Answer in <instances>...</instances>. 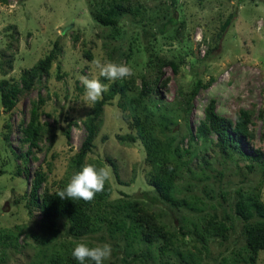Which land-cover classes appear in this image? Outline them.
<instances>
[{
  "label": "rangeland",
  "instance_id": "rangeland-1",
  "mask_svg": "<svg viewBox=\"0 0 264 264\" xmlns=\"http://www.w3.org/2000/svg\"><path fill=\"white\" fill-rule=\"evenodd\" d=\"M104 10L117 11V26H106L97 19L96 14ZM56 43L60 52L50 79L23 95L11 113H6L0 99V170L4 172L0 175V234L17 232L19 227L24 231L17 249L0 245V264H46L38 240L46 241L49 231L38 213L34 217L28 214L26 203L35 171L41 167L47 172L48 181L40 194L45 188L54 191L60 180L69 177L72 160L86 139L83 122L93 105L83 104L84 89L77 76H91L90 62L96 58L123 63L132 68L131 76L115 82L101 77V82L109 88L127 82L126 94L136 95L142 77H153L151 54L175 62L178 71L164 68L161 98L138 110L131 105L121 109L118 97L105 107L88 160L104 164L112 195L105 207L107 221L81 239L94 246L111 245V256L104 264H162L153 250L148 257L134 259L145 249L144 243L125 239L111 225L117 218V203L137 195L175 234L169 264H220L226 256L243 263V221L234 211L237 192L261 188L264 202V175L258 168L250 172L244 164L238 168L233 162H223L217 153L213 155L210 143L189 140V129L196 133L204 109L214 99L217 112L230 119L240 110L252 113L256 138L254 146L246 144V151L251 155L259 148L264 151V120L259 117L264 112V0H0V82L21 84L22 73L44 59ZM130 78L135 80L133 84ZM164 80H168L166 87ZM210 81L185 117L187 94L197 84ZM40 97L46 125L41 150H32L24 163L29 146L23 143L21 128L29 123L32 104ZM137 116L147 120L154 136L169 149V156L174 154L173 162L180 163L176 197L190 206L152 200L156 194L148 183L151 167L145 145L133 127ZM72 123L68 139L65 131ZM176 152L181 154L179 159ZM25 168L29 174L18 175ZM147 192L149 199L144 195ZM214 214L231 227L226 240L213 239L205 250L193 232L196 226L200 228L201 218ZM55 229V243L70 240L65 219ZM257 264H264V251Z\"/></svg>",
  "mask_w": 264,
  "mask_h": 264
},
{
  "label": "trees",
  "instance_id": "trees-1",
  "mask_svg": "<svg viewBox=\"0 0 264 264\" xmlns=\"http://www.w3.org/2000/svg\"><path fill=\"white\" fill-rule=\"evenodd\" d=\"M116 13L115 10H104L97 13L96 17L106 26L115 27L117 26V19L114 17ZM236 18L237 14L233 15L232 22ZM232 22L226 23L225 31L228 30ZM59 52V46L56 43L53 50L44 59L40 60L33 68L22 73L21 84H10L7 80L0 82V99L6 113H11L17 108L23 95L31 93L42 82H47L50 79V72L58 60ZM87 56L91 59L90 54H87ZM149 63V68L154 71L153 77H142L141 88L138 89L136 95L126 94L127 82L122 85L114 84L103 94L102 99L93 105L89 116L83 122L87 131L86 139L79 153L72 160V171L67 179L60 180L54 191L51 188H45L41 195L40 193L48 181L47 172L41 167L35 171L26 207L31 217H34L37 213L42 217L44 228L49 231V238L46 241L38 240L42 246L39 247L46 258V264H80L71 255L74 246L77 243L84 242L81 238L90 233H95L100 225L107 221L105 207L109 205L108 202L112 195V187L108 181L105 183L104 190L97 193L90 202L71 199L62 200L57 196V190L63 189L72 175L80 171L85 164L105 168L102 162L89 161L88 155L92 152L101 130L103 114L107 105L112 104L118 97V106L121 109H126L131 105L133 109L138 110L141 106H146V103L161 98L159 89L161 86L159 84L164 77L163 69L170 67L177 73L178 67L175 62L157 58L153 54L150 55ZM57 69L60 70V66ZM58 79H61V76L58 75ZM134 81L133 78H130L129 83L133 84ZM162 83L166 87L168 80H164ZM211 83V81L208 84L199 83L190 90L183 106L185 117H188V111L191 109L192 102L198 96L200 90L206 89ZM43 104L42 97L38 101H34L29 123L22 124L23 143L29 146V151L24 156V163L27 162L28 156L32 154V150H41L40 141L46 126L42 122ZM252 117V113L247 110H240L234 120L222 116L217 112V101L212 99L204 109V119L199 123L196 133L191 128L189 129V140L201 139L205 143H210L213 155L217 153L218 158L223 162H233L238 168L244 164L250 172L258 168L264 175V151L260 148L256 149L254 155L246 151V144L254 146L256 138L255 132L251 128L253 126ZM259 117L264 120L263 111ZM74 124L72 123L65 131V136L68 139L70 138V129ZM133 127L136 129L138 138L145 145L147 162L151 167L148 183L156 194L152 200L165 202L173 206H190L186 200L179 201L176 197L177 182L181 177L182 167L180 168L179 162H177V165L173 162V159H175L174 154L172 155L173 158L169 156V149L154 136L146 119L139 116L135 117ZM175 155L177 159L181 156L180 152H176ZM18 159H22V156H18ZM205 162L208 168L210 161ZM48 170L50 171V168ZM3 173L0 170V175ZM20 173L29 174L26 168L23 171L19 169L18 175ZM144 195L149 199V192ZM134 197L131 200H122L117 203L119 204L116 207L115 216L117 218L114 222H111V225L115 224L116 230L123 232L125 239L130 238L133 242L140 240L144 243L145 249L134 259L148 257L153 250L162 259V264H169L170 253L174 251L175 234L160 221L156 214L143 205V201L137 195ZM261 197V188H255L254 191L249 193L238 190L234 211L243 221L246 257H244L243 263H240L233 256L222 257L220 264H257L259 254L264 251V202ZM60 219L66 220L70 240L55 243L57 239L55 224ZM200 221V228L196 226L193 235L203 249L208 250L210 241L213 239L226 240L228 238L231 226L215 214L203 217ZM23 234L24 231L20 227L17 232H2L0 234V245L9 249H17ZM84 243L89 247H94L92 244ZM177 254L182 255L179 252ZM190 255L193 258V254ZM84 264H94V262L86 260Z\"/></svg>",
  "mask_w": 264,
  "mask_h": 264
},
{
  "label": "clouds",
  "instance_id": "clouds-1",
  "mask_svg": "<svg viewBox=\"0 0 264 264\" xmlns=\"http://www.w3.org/2000/svg\"><path fill=\"white\" fill-rule=\"evenodd\" d=\"M93 74L78 75L77 79L83 85L82 102L91 107L102 99L103 94L108 91L109 85L101 82V77L109 82L122 80L133 74L132 68L123 63H115L100 58L93 59L91 62ZM110 179V174L105 168H97L92 164H85L82 169L70 178V181L63 189L57 190V196L62 200H83L90 202L97 193L104 190L105 183ZM112 253L110 244L89 247L86 243H77L71 255L84 264L86 260H91L94 264H104Z\"/></svg>",
  "mask_w": 264,
  "mask_h": 264
}]
</instances>
